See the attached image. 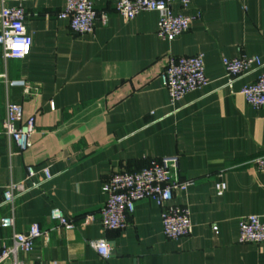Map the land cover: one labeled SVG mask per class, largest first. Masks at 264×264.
<instances>
[{"label": "crops", "instance_id": "crops-1", "mask_svg": "<svg viewBox=\"0 0 264 264\" xmlns=\"http://www.w3.org/2000/svg\"><path fill=\"white\" fill-rule=\"evenodd\" d=\"M115 4L99 0L94 33L77 35L58 18L66 0H26L30 55L5 61L0 46V221L15 219L12 228L0 222V249L38 223L48 237L18 254L23 264H264V245L239 243L242 217L264 223V173L252 165L264 156V108L240 94L264 73V0H194L202 17L172 42L156 34L158 12L127 21ZM200 53L210 84L175 110L159 80L165 58ZM242 54L260 58L263 67L226 86L223 59ZM5 81H24L32 92ZM8 104L22 105L23 121L35 117L24 152L3 131ZM170 156L179 157L181 177L194 181L172 202L189 207L192 235L166 239L151 200L136 203L125 229L105 230L102 188L112 173L140 171ZM28 166L38 172L34 182L44 180L43 169L53 178L20 196L12 210L2 204V191L23 181ZM219 180L227 185L222 196ZM55 207L75 221L74 229H57ZM86 215L92 222L84 223ZM99 240L109 243L107 259L90 245Z\"/></svg>", "mask_w": 264, "mask_h": 264}, {"label": "built area", "instance_id": "built-area-1", "mask_svg": "<svg viewBox=\"0 0 264 264\" xmlns=\"http://www.w3.org/2000/svg\"><path fill=\"white\" fill-rule=\"evenodd\" d=\"M26 0H0V46L2 58L24 59L31 53L33 39L26 27L27 13L22 6ZM99 0H66V6L58 14V18L69 22L72 32L77 35L94 33L95 22L99 19L95 8ZM14 3V6H8ZM179 5V11L173 5ZM115 11L125 20L135 19L142 12H158L157 36L163 41L172 42L187 33L193 21L200 19L202 14L194 8V0H116ZM190 14L186 15L185 13ZM102 21L107 15L100 16ZM165 65L159 74V80L168 91L170 105L177 110L184 97L194 91L203 89L210 84L205 73L203 54L194 56L168 55ZM226 73V86L253 71L263 67L258 57L240 55L233 59H223ZM10 87H22L25 94L32 92V88L24 81H5ZM37 90V89H35ZM240 94L254 109L264 108V73L255 82L244 86ZM54 109V104L52 103ZM3 131L8 139L15 143L20 152L30 147L31 139L36 133V121L32 116L23 121V107L21 104H8L6 116L3 120ZM253 167L264 173V156L252 161ZM44 180L34 182L38 172L33 166L26 168V178L17 183H11L2 191V204L14 207L15 201L30 190L37 189L41 183L53 178L48 169H43ZM194 181L183 179L180 174L179 157H162L136 172L115 171L104 183L102 191L105 204L101 209V223L105 230L118 231L127 227L129 217L134 213L136 203L142 200L153 201L160 209L163 234L166 239L177 241L189 237L193 233V223L189 207L173 204L174 198L186 193ZM227 189L224 181L216 183V192L222 196ZM51 219L57 223V229L72 230L75 221L68 218L61 209L53 208ZM94 217L86 215L84 223L92 222ZM3 227H14L12 216L1 219ZM214 226L213 231L217 232ZM47 238L48 231H44L38 223L32 224L27 233H14L12 245H3L0 249V264L13 259L14 264H23L17 257L20 252L30 253L39 238ZM239 243L264 245V223L256 215H247L239 221ZM98 254L107 259L110 256V246L106 240L91 242Z\"/></svg>", "mask_w": 264, "mask_h": 264}]
</instances>
